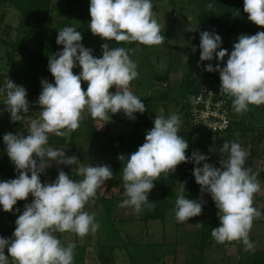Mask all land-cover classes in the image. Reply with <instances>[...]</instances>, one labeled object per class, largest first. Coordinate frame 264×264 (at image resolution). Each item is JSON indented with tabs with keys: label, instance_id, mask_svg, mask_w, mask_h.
Wrapping results in <instances>:
<instances>
[{
	"label": "clouds",
	"instance_id": "9594fccd",
	"mask_svg": "<svg viewBox=\"0 0 264 264\" xmlns=\"http://www.w3.org/2000/svg\"><path fill=\"white\" fill-rule=\"evenodd\" d=\"M213 7L211 3L206 5L209 11ZM243 10L249 21L264 27V0H244ZM89 14L91 33L103 41L137 42L145 46L165 43L164 26L156 19L152 0H90ZM82 40L76 27L58 30L56 43L63 49L49 58L48 70L54 84L41 80L39 118L31 121L26 136L23 133L3 136L7 155L18 176L0 181V207L10 213L18 201H26L29 196L33 199L18 215L12 238L0 237V264H9V257L12 264H73L75 243L65 246L55 233L70 232L83 238L95 234L99 228L96 214L89 213L85 207L95 201L98 189L113 179L111 167L81 165L76 168L80 180L61 170L54 182L42 183L40 175L52 162L80 164L75 155L67 156L63 149L48 146L49 135L69 137L79 129L85 110L93 119L107 122L121 111L129 119H135V113L143 114L147 110L141 98L130 90L131 83L139 76L138 65L130 58L133 49L110 47L104 42L102 56L97 58ZM221 43L220 35L201 32L199 59L203 62L215 57L224 61L228 56L225 66L208 64L205 70L219 72L220 91L231 99L233 111L243 114L250 105H264V31L241 34L230 55L220 47ZM192 51H196L195 47ZM77 65L81 69L79 75L73 72ZM82 82H87L86 91ZM113 87L115 93L110 91ZM0 94L6 97L3 103L11 121H22L29 112L26 88L7 78ZM189 100L197 103L196 97L190 96ZM153 123L145 142L136 151L118 156L125 162L122 180L126 197L118 207H130L136 213L154 208L155 202L148 199L154 182L161 174L174 173L180 164L191 159L197 165L193 175L201 193L210 194L218 209L220 224L211 230L213 240L220 244L238 241L245 251L253 249L250 232L254 220L262 215L254 206V197L261 191V185L259 174L245 166L247 151L240 143L225 142L219 150L220 167H214L206 162L209 157L198 151H193L191 158L186 155L189 144L178 134L179 115L172 113L166 118L160 114ZM201 162H204L202 167L198 166ZM185 185L186 181L180 182L175 206L170 210L178 223L188 222L203 211L202 197L187 199Z\"/></svg>",
	"mask_w": 264,
	"mask_h": 264
},
{
	"label": "rangeland",
	"instance_id": "374dc122",
	"mask_svg": "<svg viewBox=\"0 0 264 264\" xmlns=\"http://www.w3.org/2000/svg\"><path fill=\"white\" fill-rule=\"evenodd\" d=\"M56 1L63 8L68 3L67 0ZM152 3L156 19L164 26L162 34L165 36V43L158 46H145L135 42L133 51L130 52V58L137 63L139 73L138 78L131 83L130 90L141 98L147 110L143 114L135 113V119H129L122 111L112 115L109 121L110 134L108 136L103 135L98 138L81 134L80 137L79 134L75 140L77 148H79L77 150L79 155L75 154V156L80 160V164L69 166L73 170L81 165L107 164L111 167L114 173L113 179L106 181L98 191L100 195L104 194L115 198L113 214L109 215L106 212L103 203L96 206L94 202H89L85 210L89 213L94 212L96 214L95 221L99 224L95 234L89 233L83 238L70 232H57L55 235L66 244L75 243L73 264H248L253 262L254 258L259 257L258 249L264 251V223L257 222L251 229L250 240L254 245L251 250L245 251L243 244L236 245L238 241L224 244L215 243L211 236V230L219 227L218 209L210 194H202L200 186L198 185L196 188L197 185L193 180L186 182L185 196L191 200H199L202 197L203 211L201 215L190 218L188 222L178 223L174 214L170 212L175 206L176 190L180 180L165 179L166 181H163L162 178H165L162 177L163 174L159 180L154 182L155 187L148 194L149 202L160 204L156 207L157 211L162 213L160 218L146 219L149 208H144L142 212L136 213L133 208L118 207L126 199L122 180V169L125 162H121L118 156L121 154L130 155L145 142V136L154 126L153 121L157 115L163 114L167 118L172 113H176L181 119L180 129L192 128L183 124L184 111H182L181 105L187 102L190 97L184 91L203 82V77L207 74L218 79L219 72L209 73L205 68L209 63L213 67L217 64L223 67L228 59L227 55L224 61H219L215 57L211 61L201 62L199 59L200 49H197L199 38L196 36V23L200 0H152ZM3 9L6 11L3 20V36L12 40L11 35L13 34L14 38L18 36L20 39L26 40L24 46L27 62L38 69L42 77L40 76L37 84L42 87L41 80L49 75L48 72L50 73L48 70L49 58L54 53H45L47 57L43 59L41 52H46L47 49L45 46L41 48L42 44L37 37L36 26L19 25V12L15 8H5L4 3L0 0V15H2ZM243 9L244 0L233 18V22L240 19L242 24L240 31L228 32V27H226L218 33L222 38L220 47L227 49L228 55L231 54L233 45L238 42V37L241 34L255 35L257 32L264 31V27H259L248 20V15ZM58 12L59 9H55L53 15L50 16V26L56 29L57 33L61 29L55 21ZM73 24V27L77 28L76 22ZM8 25L13 27H10L12 34L7 32ZM88 37L96 40L98 38L92 33ZM2 44L0 43V45ZM83 45L92 49V54L96 55L98 45L93 46L89 43ZM60 46L62 45H58V47ZM5 47L7 52L9 47L6 45ZM58 47L55 48V51ZM193 47L196 49L195 52L192 51ZM219 50L217 49V51ZM77 67L78 70L75 74L79 75L81 69L78 65ZM166 73H168L169 80L165 78ZM50 76H52L51 73ZM15 82H19V80L15 79ZM26 82L20 83L19 86ZM191 82L193 84L189 86ZM82 84L84 88H87V82H82ZM110 91L115 93V87ZM165 92L167 99L159 98L160 94ZM27 99L30 106L32 95L27 93ZM231 109L233 114L232 105ZM235 114L240 122L233 128L234 131L237 130L234 142L240 143L248 153L245 166L251 168L252 172L264 173V105L259 107L250 105L249 111ZM109 115L111 116L110 113ZM97 121L102 122V120ZM15 127L16 123L12 126L8 125L9 130L7 131L11 132ZM81 128L80 125L79 129ZM7 131H0V134H5ZM98 132L102 134L101 126L98 128ZM216 140L196 136L193 142L196 143L197 148L194 151L208 156L207 163L214 167H220V147ZM1 151L7 155L6 145L0 144ZM74 153L75 151L69 153V156H73ZM111 158L116 161H110ZM203 163L201 162L198 166L202 167ZM195 166L197 165L192 162L191 178L194 177L193 168ZM64 168L65 165L52 162L47 167L48 170H51V173L46 175L48 181L51 183L56 180L50 176L53 174V170L59 172ZM179 168L180 166L174 173H168L170 174L169 178L172 177V174L173 176L179 175L185 180L183 173L178 174ZM257 179L260 182L261 191L254 197L255 205L264 204V201L261 202V198H259V195L264 194V178L258 177ZM32 199L33 197L29 196L28 200ZM22 212L16 211L11 215L0 207V237L12 238L16 227L15 221ZM212 219L216 221H206ZM8 224H12L11 230L7 237L2 236L3 230L8 228ZM5 254H8L7 249H5ZM9 264H12L11 257H9ZM257 264H264V255H260Z\"/></svg>",
	"mask_w": 264,
	"mask_h": 264
},
{
	"label": "trees",
	"instance_id": "16d2710c",
	"mask_svg": "<svg viewBox=\"0 0 264 264\" xmlns=\"http://www.w3.org/2000/svg\"><path fill=\"white\" fill-rule=\"evenodd\" d=\"M68 3L66 4L65 8L61 6L60 3H58L56 0H2V2L5 5V8H15L19 12V25H34L36 26L37 30V37L40 40L42 47L45 46L47 49L46 52H41V57L43 59H46L48 52H53L54 54L62 51L63 46L58 47V44L56 43V38H57V30L54 29L52 26H50V16L53 15V11L55 9H59L58 15L55 19L56 23L60 25V28L64 27H73V23L76 22L77 24V31H80L83 37L82 44L89 43L90 45H98V50L96 52L95 57L100 58L102 56V49L101 45L105 42L108 43L110 47H125L132 49L133 48V42L132 44H127L124 42L117 43L115 41H103L100 37L96 39H89V35L91 33L89 29V23L91 20L90 14H89V6H90V0H67ZM243 0H200V10L197 16V23H196V36L199 38L198 46L197 49H199V44H200V33L203 31H209L213 32L215 34H218L222 30H224L226 27L228 32H238L241 30L242 24L240 22V19H236L233 22V18L236 16L237 11L239 10ZM213 4V10L209 11L206 8L207 4ZM13 7V8H12ZM2 15H0V43L5 44L7 47H9L8 53H7V58L9 62V69L8 71L4 74V78H11L12 76H18L19 75V67H29L33 71L39 74V71L36 67L30 65L27 62V56L25 55V46L24 43H26V40L20 39L18 36L15 38L12 37L13 34L11 33V28L12 26L8 25V30L7 32H10L12 40L6 39L5 36H3V20L5 18L6 11L3 9L2 10ZM76 18V21L74 22V19ZM11 27V28H10ZM87 35V36H86ZM92 40V41H91ZM91 41V42H90ZM58 47V49L55 51V48ZM200 53V51H199ZM26 57V59H24ZM210 64V63H209ZM75 71V68L73 69V72ZM48 72V71H47ZM49 75H47L46 79L49 83L54 84V77L50 76V73L48 72ZM165 78L169 80L168 78V73L165 74ZM205 80V81H204ZM203 82H200L198 85L190 88L189 90L187 89L184 91L188 96H195L197 93L199 87L203 84L212 86V87H219L220 86V78L214 79L212 78V75L210 76L209 74L205 75L203 77ZM184 83V82H183ZM189 83V86L192 85ZM159 96V95H158ZM159 98L162 99H167L166 92L161 93ZM230 103L231 99L229 98ZM190 100L187 102H184L181 105L182 111H184L183 115V124L186 126L190 127V121H189V112H190ZM232 105V103H231ZM240 122V119L238 120L236 114L233 112L232 114V122L230 128L226 131V133L222 134L219 136L216 140V143H218L219 147L221 148L225 142H234V126ZM143 123V122H139ZM95 127V126H94ZM186 130V131H185ZM180 129L179 130V135L183 137L184 139L187 140L189 144V148L186 150V155L191 158L192 152L196 150L197 145L194 143V139L196 136H202L204 138L210 139L209 135L206 132H201L195 128H190V129ZM99 136V135H98ZM65 138L64 137H58L55 136L54 134L49 135V142L48 144H55L58 146L59 144H65ZM0 143L2 145L4 144L3 137L0 138ZM6 164H3L1 167L0 171V179L1 181H6L9 179H15L18 176V173L15 169L14 164L10 161L8 158V161L5 162ZM8 164V165H7ZM180 168L178 174H182L185 178H181L179 175L173 176L171 174H168V176H165L166 174H163L162 178L163 181H166L165 179H179L180 182L186 181L189 182L190 180H193L195 183V177H190V171H191V166H192V161L189 159V162L187 163H182L179 165ZM177 170V168H176ZM65 173L69 174L70 177L74 180H80L82 177H79L76 175V170L71 169L68 165H65V168L63 170ZM48 171L47 169L45 170L44 173L40 175V179L42 183H50L47 180V175ZM177 173V172H176ZM255 173V172H253ZM259 178H264V173H259ZM30 175V173H29ZM257 177V178H258ZM198 188V184L196 183ZM32 200H26V201H18L17 204L14 206L13 211L10 212L12 215L14 212L19 209L20 212L24 210V205L26 203H31ZM114 202L115 198L112 196H107V195H100L99 191H97V198L95 199L94 203L95 205H99L103 203L105 205L106 212L109 213V215L113 214L114 210ZM160 205V204H158ZM155 204L154 208H149L148 209V215H146V219H157L160 218L162 213L157 211L156 207L158 206ZM255 206V203H254ZM3 210V209H2ZM9 213V212H7ZM111 217V216H110ZM11 218V217H10ZM209 222H214L216 220H206ZM11 225L8 224V228L3 230L2 236H8L9 231L11 230ZM217 225V224H216ZM61 242L66 246L67 244L60 239ZM216 243V242H215ZM259 257L254 258L253 262H249L248 264H257V259H260V255H264V251L258 252ZM99 256V254H98ZM100 257V256H99Z\"/></svg>",
	"mask_w": 264,
	"mask_h": 264
},
{
	"label": "crops",
	"instance_id": "0c3cea01",
	"mask_svg": "<svg viewBox=\"0 0 264 264\" xmlns=\"http://www.w3.org/2000/svg\"><path fill=\"white\" fill-rule=\"evenodd\" d=\"M7 53H8V51L6 52L5 45L4 44L0 45V87L4 86V82L6 80L4 78V74L9 69V62H8V58L6 57ZM18 70H19V75L16 77L12 76L10 78V80L13 81L17 85H21L20 83H24V81H27L26 84H23L22 86L26 88L27 93L32 95V100H31V103L29 106V112L27 114H24V119L22 121L12 122L11 117H10V113L5 110V106L3 103V101L6 97L3 94H0V131H3V130L7 131V130H9L8 125L12 126L14 123H16V127L11 132L7 131L6 133H13V134L23 133L26 136L28 134L27 132L29 130L31 121L33 119L39 118V111L41 109H40L37 101H38V97L42 91V87L37 84V81L40 80V78L42 76L40 74L36 73L35 71H33L29 67H19ZM77 70H78V67H76L74 74L76 73ZM15 79L19 80V82H15ZM45 79L46 78L43 77V80H45ZM82 88L85 91L87 89V88H84L83 84H82ZM85 111H86L85 116L83 115V118H82L81 124H80L82 126L81 129H78V130L72 132L69 137H64L65 138L64 139L65 144H59L58 146H56L55 144H48V146H50L54 149H63L67 156H69V153H73V151H75L74 155L75 154L79 155L77 153V150L79 148H77V143L75 141L79 134H80V137L82 134L84 136H93V137L97 136L98 138L103 136V135L108 136L110 134V123L109 122H106V121L99 122V121L93 119L90 116V114L87 112V110H85ZM103 122H105V123H103ZM136 123L138 124V122H136ZM99 126H101L102 134L100 132H98ZM3 136H4V134H0V138H2ZM78 144H80L79 141H78ZM8 158H9L8 155H4L2 153V151L0 152V171H1V167L3 166V163L8 161ZM110 161H116V160H113L111 158ZM47 171H48V174L51 173V170L47 169ZM52 173L53 174H50V176L57 179L59 172L53 170ZM0 181H1V179H0ZM259 196H260L259 198H261V202H263L264 201V194L259 195ZM255 207L261 211L262 215L264 214V204H257V205H255ZM262 215H261V218H259L260 220H258V219L254 220L253 225L256 224L257 222L261 223V224L264 223V215L263 216ZM239 243H240V245L242 244L241 242H238V244H236V245H239ZM257 251L261 252V249H258Z\"/></svg>",
	"mask_w": 264,
	"mask_h": 264
},
{
	"label": "built area",
	"instance_id": "2783aa9c",
	"mask_svg": "<svg viewBox=\"0 0 264 264\" xmlns=\"http://www.w3.org/2000/svg\"><path fill=\"white\" fill-rule=\"evenodd\" d=\"M194 97L197 103L190 104V126L206 132L213 140L226 133L231 126L232 109L229 97L220 91V86L203 84Z\"/></svg>",
	"mask_w": 264,
	"mask_h": 264
}]
</instances>
